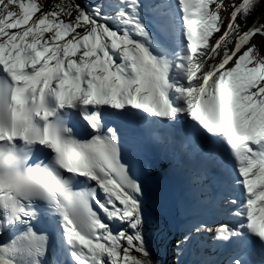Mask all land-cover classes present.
<instances>
[{
  "label": "snow or ice",
  "instance_id": "1",
  "mask_svg": "<svg viewBox=\"0 0 264 264\" xmlns=\"http://www.w3.org/2000/svg\"><path fill=\"white\" fill-rule=\"evenodd\" d=\"M262 2L0 0V264H153L137 119L219 169V218L183 243L264 264V25L238 23Z\"/></svg>",
  "mask_w": 264,
  "mask_h": 264
},
{
  "label": "rangeland",
  "instance_id": "2",
  "mask_svg": "<svg viewBox=\"0 0 264 264\" xmlns=\"http://www.w3.org/2000/svg\"><path fill=\"white\" fill-rule=\"evenodd\" d=\"M37 2L48 6L50 10L51 7L56 4L53 1L50 2L49 0H37ZM234 2L238 3L240 0H225V3L228 5V7L226 11L222 9V15L230 17L232 10L231 6ZM64 19L67 20L68 17H64ZM240 19L241 18H238L239 24ZM260 25H264V22ZM252 43L257 45L260 51H264V34L258 33L253 38ZM203 195L204 197H207L204 193ZM162 208H164V206H162ZM201 223H207L211 225V222H208V219L204 216L201 217L198 222H196V225ZM187 233L188 230L186 229V231L179 235L175 234V236L171 238L170 232L167 231V228L164 225V219L161 216L152 217L149 215L148 209L145 206V224L143 227V234L146 244L150 250L153 264H211L213 261L207 263L206 261H203L201 263L198 261V258L196 259V256L198 257L199 255H205V252L208 253L213 247L216 249L218 248V253H221V249H219V243L215 242L209 235L201 237V240L200 238H197V243L195 244L196 246L193 245V242L183 243L184 236ZM206 238L209 239V244L208 241H204ZM178 244H181L182 246L178 247ZM224 258L227 260L226 256ZM224 262L225 261H221V264H224Z\"/></svg>",
  "mask_w": 264,
  "mask_h": 264
},
{
  "label": "bare ground",
  "instance_id": "3",
  "mask_svg": "<svg viewBox=\"0 0 264 264\" xmlns=\"http://www.w3.org/2000/svg\"><path fill=\"white\" fill-rule=\"evenodd\" d=\"M187 188H190L187 186ZM195 199L193 204H191V200H189V196L185 198L183 201L185 204V207L183 209V213L180 217H175L174 213L172 211V208L170 206L169 194L170 189L162 182L161 180L156 181V183L151 187V192L149 197L147 198L145 202V206L148 209V214L152 217H158L161 216L164 219V225L167 228V231L170 232L171 238L175 236V234H181L182 232L186 231V229L189 231L190 228H192L196 223L192 220L193 216H190V213L193 212L194 214L198 216H204L208 217L210 216L209 212H204L200 210V207L198 206V200L199 199H205L202 191L198 192L194 190ZM182 201H179V206L183 204ZM198 203V204H197ZM219 200L214 204L215 206H218ZM164 206V208H162ZM201 240V237H199ZM169 241V239H168ZM204 241H209V239H204ZM167 242V240H166ZM196 243H193L195 245ZM196 246V245H195ZM222 252V251H221ZM209 253L205 254L204 256L200 257L196 256V259L198 258V261L202 263V261L206 260ZM198 262V263H200Z\"/></svg>",
  "mask_w": 264,
  "mask_h": 264
},
{
  "label": "trees",
  "instance_id": "4",
  "mask_svg": "<svg viewBox=\"0 0 264 264\" xmlns=\"http://www.w3.org/2000/svg\"><path fill=\"white\" fill-rule=\"evenodd\" d=\"M50 2H54L56 4L58 3H65L67 1L64 0H49ZM264 22V2H262L247 18V21H245L243 18L240 19V26L242 28H245L247 26H251L255 24L256 26H259Z\"/></svg>",
  "mask_w": 264,
  "mask_h": 264
}]
</instances>
